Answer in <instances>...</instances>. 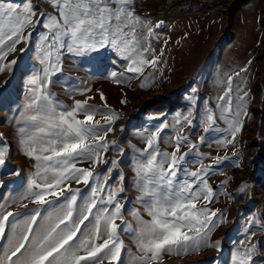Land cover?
<instances>
[{
    "label": "snow or ice",
    "instance_id": "obj_1",
    "mask_svg": "<svg viewBox=\"0 0 264 264\" xmlns=\"http://www.w3.org/2000/svg\"><path fill=\"white\" fill-rule=\"evenodd\" d=\"M46 2L56 14L41 12L40 18L34 19L37 9L31 0L22 3L0 0V72L11 70L17 63L16 60L3 63L8 53L15 52L20 43L31 46L34 35V48L41 65L29 80L32 95L19 122L24 155L34 162L35 169L21 199H31L32 203L51 209L42 218L36 209L27 219L11 225L9 218L14 213L0 217V240H7V245H0V264H104L105 261L124 264V251L128 253V264H156L165 253L188 255L207 246L219 248V241L214 245L208 243L209 233L225 222L219 210L212 211L208 206L216 193L209 185L207 175L215 166L205 165L201 158L196 171L188 170L186 157L196 145L189 143L186 136L179 135L182 126L178 127L171 142L172 152L159 147L162 127L144 137V149L136 150L139 155L133 171L140 192L137 200L149 219H143L138 210H129L137 223L133 229L124 221L125 206L118 199L123 189L108 187L106 191L108 176L77 167L86 160L93 165L111 163L116 167L117 161H104L102 154L115 146V141L110 145L106 137L113 131L112 125L120 114L111 110L106 114L99 112L87 101H76L72 108H66L49 89L51 76L63 70L65 53L102 61L108 51L127 62L128 73L142 75L146 67H151L153 71L145 76L140 87L149 86L160 70L157 67L159 57L154 55L151 47V40L159 37L150 20L135 14L132 0ZM162 23H157L155 28L161 27ZM38 26L44 31H39ZM28 28L34 31L25 35ZM26 50L21 49V52ZM235 75L239 77L240 73ZM110 77L115 80L117 73L111 72ZM217 83L223 91L217 97L216 110L206 107L200 118L206 132L224 134L218 142L226 147L235 144L243 127V117L249 116L252 94L238 86L234 91L231 75ZM81 114L83 119L79 118ZM97 114L102 116L104 124L95 118ZM217 119L226 127H217ZM191 122L190 112L176 119L178 126ZM185 143L189 153L181 154L180 148ZM5 151L0 148V166L5 164ZM209 158L215 160L216 165L231 159L227 156ZM235 166L240 167V164ZM106 171L110 173L111 169ZM14 174L19 175V171ZM120 179L123 181L122 175ZM72 180L85 186L91 184L90 192L81 197L80 189L71 188L69 181ZM226 183L223 181L221 187ZM247 186V183L241 185L240 192H245ZM0 187H3L2 183ZM78 199L82 202L78 203ZM200 200L205 203L198 205ZM38 218L43 222L38 223ZM118 219L121 224L116 223ZM9 227L10 235L6 231ZM120 231L134 235L139 255L125 248L118 236ZM254 252L255 245L238 250L232 256V264H253Z\"/></svg>",
    "mask_w": 264,
    "mask_h": 264
},
{
    "label": "rangeland",
    "instance_id": "obj_2",
    "mask_svg": "<svg viewBox=\"0 0 264 264\" xmlns=\"http://www.w3.org/2000/svg\"><path fill=\"white\" fill-rule=\"evenodd\" d=\"M13 2L22 3L23 0ZM31 2L37 9L34 19H39L41 12L56 14L46 0ZM132 8L136 15L150 20L159 37L151 40V47L154 55L159 57L157 67L160 70L149 86L140 87L145 76L153 71L151 67H146L142 75L128 73L127 62L111 51L105 53L102 61L65 53L63 70L50 78L49 89L64 107L70 109L76 101H87L99 112L106 114L111 110L120 114L112 125L113 131L106 137L110 145L115 141V146L102 154L104 161H117L116 167L111 163L93 165L89 160L78 163L77 167L108 176L106 191L108 187L123 189L118 199L125 206L124 221L135 229L137 223L129 210H138L143 219H149L137 200L140 192L133 171L139 155L136 150L144 149V137L162 127L159 147L172 152L171 142L178 127L182 126L179 135L186 136L189 143L196 145L186 157L188 170L196 171L201 158L205 165L215 166L207 175L208 183L216 193L208 206L212 211L219 210L225 222L208 235V243L214 245L219 241V248L207 246L188 255L165 253L156 264H232V256L238 250L252 245H255L253 264H264V0H211L208 3L199 0H132ZM160 22H163L161 27L155 28ZM38 28L44 31L42 27ZM33 31L28 28L25 35ZM35 41L34 35L31 46L18 44L16 51L8 53L3 61L4 64L12 60L17 63L11 70L0 72V148L6 149L5 164L0 166V183L3 184L0 187V217L14 213L9 218V225L27 219L36 209L41 218L51 210L32 203L31 199H21L30 174L35 171L34 162L24 155L19 132L21 115L32 95L29 80L33 71L41 68ZM21 49L27 50L21 52ZM244 68L246 72L241 71ZM113 71L117 73L115 80L110 77ZM237 72L239 77L235 75ZM228 75L233 77L234 91L238 86L250 91L252 96L248 104L249 116L243 117V127L235 144L224 147L218 142L224 134L206 132L200 117L206 107L216 110L217 97L223 91L217 82L226 80ZM189 112L191 124L176 125L177 117ZM79 118L83 119V114ZM95 118L104 124L100 114ZM216 125L221 129L226 127L220 119L216 120ZM180 153H189L187 143L181 146ZM225 156L231 159L219 165L209 158ZM236 163L240 167H236ZM17 170L19 175L14 174ZM223 181L227 183L221 187ZM69 183L73 190H81V197L90 192L91 184L85 186L74 180ZM245 183L247 190L241 193V185ZM79 202L82 199H78ZM204 203L200 200L198 205ZM41 218L38 223L43 222ZM116 223L121 224V221L118 219ZM6 231L11 234L10 227ZM118 236L126 249L139 255L132 233L120 231ZM0 245H7V240H0ZM122 258L124 264H128L127 251L122 252Z\"/></svg>",
    "mask_w": 264,
    "mask_h": 264
},
{
    "label": "bare ground",
    "instance_id": "obj_3",
    "mask_svg": "<svg viewBox=\"0 0 264 264\" xmlns=\"http://www.w3.org/2000/svg\"><path fill=\"white\" fill-rule=\"evenodd\" d=\"M200 2H205V3H208V2H211V0L207 1V0H199ZM148 14H153L152 11H147Z\"/></svg>",
    "mask_w": 264,
    "mask_h": 264
}]
</instances>
